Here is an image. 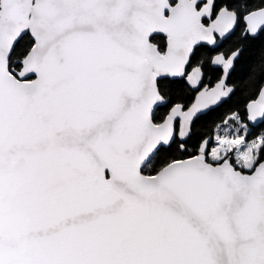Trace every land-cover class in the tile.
<instances>
[{
    "label": "snow or ice",
    "instance_id": "1",
    "mask_svg": "<svg viewBox=\"0 0 264 264\" xmlns=\"http://www.w3.org/2000/svg\"><path fill=\"white\" fill-rule=\"evenodd\" d=\"M0 264H264V0H0Z\"/></svg>",
    "mask_w": 264,
    "mask_h": 264
},
{
    "label": "trees",
    "instance_id": "2",
    "mask_svg": "<svg viewBox=\"0 0 264 264\" xmlns=\"http://www.w3.org/2000/svg\"><path fill=\"white\" fill-rule=\"evenodd\" d=\"M242 71V68H238L237 69V74H239ZM236 77H234L235 79ZM207 83H212L211 80L206 81ZM190 95V94H189ZM246 96L245 95H237V97H234L233 102H232V106L236 107L239 105H242L244 103V101L246 100ZM223 109H221L219 112H214L212 113L206 120H201L200 122H198L197 124V132L199 134H209L210 132L213 131V121H216L217 123L219 122V115H221L223 113Z\"/></svg>",
    "mask_w": 264,
    "mask_h": 264
}]
</instances>
